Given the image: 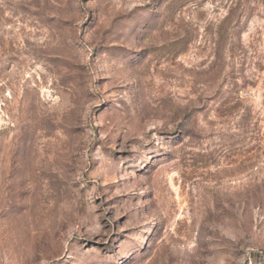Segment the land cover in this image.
<instances>
[{"label": "rangeland", "instance_id": "374dc122", "mask_svg": "<svg viewBox=\"0 0 264 264\" xmlns=\"http://www.w3.org/2000/svg\"><path fill=\"white\" fill-rule=\"evenodd\" d=\"M0 264H264V0H0Z\"/></svg>", "mask_w": 264, "mask_h": 264}]
</instances>
